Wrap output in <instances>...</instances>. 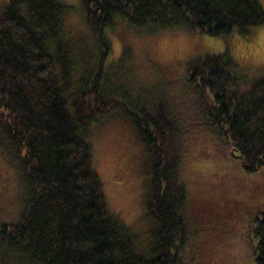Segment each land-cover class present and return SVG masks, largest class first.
Returning a JSON list of instances; mask_svg holds the SVG:
<instances>
[{
    "label": "trees",
    "instance_id": "16d2710c",
    "mask_svg": "<svg viewBox=\"0 0 264 264\" xmlns=\"http://www.w3.org/2000/svg\"><path fill=\"white\" fill-rule=\"evenodd\" d=\"M80 2L103 55L117 28L217 37L245 35L264 23L259 0ZM67 13L61 0L0 5V153L19 187L15 217L0 220V264L204 263L212 256L207 247L182 250L193 236L203 237L184 211L188 194L180 170L184 134L192 129L184 126V114L255 171L264 166V77L241 79L227 52L204 53L188 67V95L196 98L186 110L153 96L147 105L127 106L114 97L125 91L122 84L109 97L102 90L104 70L84 68L90 57L77 47L86 44L67 30ZM103 115L127 116L148 153L146 233L127 225L106 201L90 143ZM247 228L253 264H264V215ZM219 262L226 264L222 256Z\"/></svg>",
    "mask_w": 264,
    "mask_h": 264
},
{
    "label": "rangeland",
    "instance_id": "374dc122",
    "mask_svg": "<svg viewBox=\"0 0 264 264\" xmlns=\"http://www.w3.org/2000/svg\"><path fill=\"white\" fill-rule=\"evenodd\" d=\"M61 1L68 12L67 30L83 38L82 44H86L77 47L79 54H89V63L84 68L89 66L94 72L100 67L104 70L102 90L109 97L122 84L125 91L117 90L114 97L127 106L129 102L147 105L151 102L148 97L153 96L164 99L171 108L186 110L189 99L196 98L188 95V67L204 53L227 52L236 63L234 73L241 79L264 77V61L254 55L264 48L259 40L264 23L245 35L217 37L187 31L140 32L117 28L110 48L103 55L104 45L92 40L85 25L80 0ZM259 1L264 9V0ZM184 115V126L192 127L184 134L180 170L188 194L184 211L196 228H202L203 237H199L201 240L193 236L182 250L189 254L207 247L212 256H204L201 262H205L201 264H221L220 256L226 264H253L245 235L251 220L264 215V166L246 170L238 158L224 152L219 137L189 121L187 112ZM90 143L109 208L131 228L146 233L143 200L150 162L130 119L124 115L99 117L93 124ZM18 192L15 175L0 153V220L15 217Z\"/></svg>",
    "mask_w": 264,
    "mask_h": 264
},
{
    "label": "clouds",
    "instance_id": "9594fccd",
    "mask_svg": "<svg viewBox=\"0 0 264 264\" xmlns=\"http://www.w3.org/2000/svg\"><path fill=\"white\" fill-rule=\"evenodd\" d=\"M259 40H260L261 44L264 45V33L261 34ZM254 55H256L258 59L264 61V48H262L261 50H259L256 53H254Z\"/></svg>",
    "mask_w": 264,
    "mask_h": 264
}]
</instances>
